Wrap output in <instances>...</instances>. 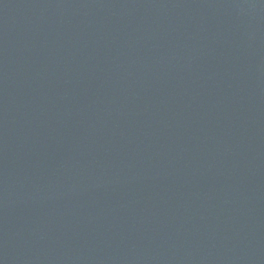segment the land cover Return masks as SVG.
Masks as SVG:
<instances>
[{
  "label": "water",
  "instance_id": "1",
  "mask_svg": "<svg viewBox=\"0 0 264 264\" xmlns=\"http://www.w3.org/2000/svg\"><path fill=\"white\" fill-rule=\"evenodd\" d=\"M0 264H264V0H0Z\"/></svg>",
  "mask_w": 264,
  "mask_h": 264
}]
</instances>
